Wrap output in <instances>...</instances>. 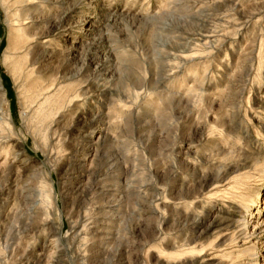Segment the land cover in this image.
<instances>
[{
    "label": "rangeland",
    "instance_id": "374dc122",
    "mask_svg": "<svg viewBox=\"0 0 264 264\" xmlns=\"http://www.w3.org/2000/svg\"><path fill=\"white\" fill-rule=\"evenodd\" d=\"M13 1L0 0V264H191L178 246L200 232L196 264H264V0H32L51 20L39 65L74 85L44 126L32 78L5 58ZM200 11L211 43L167 55L156 27Z\"/></svg>",
    "mask_w": 264,
    "mask_h": 264
},
{
    "label": "bare ground",
    "instance_id": "6f19581e",
    "mask_svg": "<svg viewBox=\"0 0 264 264\" xmlns=\"http://www.w3.org/2000/svg\"><path fill=\"white\" fill-rule=\"evenodd\" d=\"M4 6H7V9L9 10L12 7H15V1L13 0H1ZM78 1V0H77ZM199 1V0H198ZM208 2L207 0H201L200 3H206ZM22 3L23 8H18L15 9L13 19H10L11 23L10 24V40H9V45L5 53V58L6 62L9 63V65L12 68L13 75L16 79L17 82L20 80L23 81H28V79L32 78L28 84V89L27 92L29 94L27 102L30 104L38 101V107L36 109V112L38 114V117L41 118V125L44 126L52 117H54L55 114H58L57 110L61 109L62 106L65 104L67 101L66 99L70 97L71 91L74 88V85H61V83L65 82V76L63 77L62 81H59L56 75L50 71H47V68L44 69V67L41 64L40 61L38 60V53L39 49L41 46H44L45 44L48 45V43H51V40L48 37V28L49 24L51 23V20L47 18V15L42 17V19H39V16H37L38 13V7L37 5H32V0H19L17 2ZM199 3V4H200ZM43 8V7H42ZM200 11V13H197L196 15H186V16H176V15H168V14H162L160 18H164V20H170L166 19L167 16L173 17L171 21H173V24L171 22V25L174 27L167 28V24L162 23L160 26L156 27L155 31V37H162L163 39L165 38L168 40V44L163 46L166 49V54L169 55L168 50L170 51H178L180 52V58L181 57H186L189 59L192 56L187 55L186 53L190 52L193 49V45L199 44L202 41L208 42L210 39L213 37L212 32L210 30V24H209V15L210 14H203ZM166 13V12H165ZM9 14V13H8ZM39 15V14H38ZM208 15V17H207ZM254 17H256V13H253ZM166 16V17H165ZM51 17V16H50ZM49 17V18H50ZM158 19V18H157ZM30 20V21H26ZM69 20V19H68ZM147 20V19H146ZM150 20V19H149ZM26 21V22H25ZM178 25H176L174 22ZM1 22V18H0ZM53 22V21H52ZM68 22V21H67ZM15 26H18V28L14 29ZM65 28V27H64ZM63 30V29H61ZM0 32H1V27H0ZM162 32H167V33H179L177 36H172V37H167L165 34ZM221 34V33H220ZM52 36V35H51ZM13 39V40H12ZM158 43V42H157ZM205 43V44H207ZM46 45V46H47ZM203 45V44H202ZM235 48V47H234ZM49 49V48H48ZM165 51V50H164ZM25 53V54H24ZM24 54V55H23ZM44 57L52 55L53 57L56 55L54 51H49L46 50L44 53ZM55 54V55H54ZM59 54V52H57ZM191 54V53H190ZM19 55V56H18ZM52 57V59H53ZM29 59V63L26 64V66L23 64L22 60L23 59ZM10 60H14L12 64H10ZM51 61V60H50ZM52 63V62H51ZM48 64V63H47ZM127 70V69H126ZM129 70V69H128ZM127 70V71H128ZM125 70L122 69L121 72H124ZM119 73V72H118ZM115 74V73H114ZM120 75V74H119ZM156 75V74H155ZM28 77V78H27ZM95 78V77H94ZM198 81V80H197ZM123 83V82H122ZM25 84V83H24ZM58 86L61 85L59 88ZM22 86V85H21ZM56 89V90H55ZM61 89H66L65 93H62ZM100 90V89H99ZM140 90V89H139ZM23 91V90H22ZM76 91V90H75ZM93 91V90H92ZM138 91V90H137ZM130 92V91H129ZM135 92V91H134ZM80 93V92H79ZM78 93V94H79ZM92 93V92H91ZM102 93V92H101ZM77 94V92H76ZM75 94V95H76ZM79 96V95H76ZM41 98V99H40ZM78 98V97H76ZM26 99V98H25ZM69 99V98H68ZM75 98L70 99L71 102L74 101ZM6 101V93L4 90V87L1 82V77H0V109H1V104ZM21 102V101H20ZM70 102V103H71ZM75 106V105H74ZM26 109V108H25ZM32 112V111H31ZM62 112V111H61ZM1 113V112H0ZM96 114V113H95ZM25 115V114H24ZM30 116V114H29ZM34 116V115H32ZM100 116V115H99ZM25 117V116H24ZM37 117V116H36ZM93 117V116H92ZM95 117V115H94ZM102 117V116H101ZM105 117V116H104ZM11 117H8L5 122L9 125L11 123ZM25 119V118H24ZM37 119V118H35ZM101 119V118H100ZM28 120V119H27ZM26 121V120H25ZM93 121L94 119L87 120L82 123L83 128L85 133H83V137H90L93 138L94 135L98 134L96 129L93 127ZM4 123V122H3ZM27 123V122H26ZM57 123V122H56ZM59 123V122H58ZM99 124V123H98ZM101 124V123H100ZM28 125V124H27ZM33 125V124H32ZM53 122L47 125L46 127L48 129H53ZM8 127V126H7ZM13 127V126H12ZM11 127V128H12ZM55 127V126H54ZM10 128V127H9ZM35 129V128H33ZM43 129V128H42ZM55 129V128H54ZM98 129V128H97ZM34 132V131H32ZM37 132V131H36ZM40 132V131H39ZM53 133H57L56 130L53 131ZM102 133V132H101ZM34 134V133H33ZM40 135V134H39ZM53 135V134H52ZM43 137V136H42ZM100 137V136H99ZM35 139V138H34ZM105 139V138H104ZM99 140V139H98ZM37 141V140H36ZM44 141L43 143H45ZM55 143V142H54ZM94 143V142H93ZM77 144V143H76ZM38 145V144H36ZM101 145V144H100ZM42 146V145H40ZM45 150V151H44ZM46 149H43V152L47 157H49V160L53 159L52 161H59L63 157L55 155L53 153H50L48 156V153L46 152ZM71 153V152H69ZM76 155V154H75ZM53 157V158H51ZM73 154L71 153L70 156L64 157L63 164L68 165L70 164V161L72 160ZM28 159H23V162H27ZM256 164H259L261 161L257 160ZM249 165H247L244 168H247ZM231 167V166H230ZM231 169V168H230ZM229 169V170H230ZM20 171V170H19ZM30 173V172H29ZM221 176V175H220ZM229 176V175H228ZM226 177H224L225 179ZM220 179V178H219ZM212 180V179H211ZM214 180V179H213ZM217 184V183H216ZM35 185V184H34ZM205 190V189H204ZM40 194V193H39ZM42 205V204H41ZM49 208V207H48ZM55 209V208H53ZM43 211V210H42ZM52 212V211H51ZM45 214V213H44ZM48 214V213H47ZM50 214V213H49ZM46 215V214H45ZM49 219V218H48ZM43 220V219H42ZM40 220V221H42ZM78 221V220H77ZM76 221V222H77ZM44 224V222L42 221ZM78 223V222H77ZM239 223V222H238ZM244 224V225H243ZM49 225V224H48ZM215 225L221 230L224 231H230L231 230V238L234 239L236 236V231H232V224L228 220H213L210 225ZM234 225V224H233ZM243 229L242 231L244 233L248 232L249 227L246 225V223H242ZM52 226V225H51ZM239 227V226H238ZM237 227V228H238ZM212 228V227H211ZM125 229V228H124ZM199 229V227H198ZM246 231V232H245ZM241 232V231H240ZM210 233V232H209ZM239 234V232H237ZM253 233V232H252ZM203 232L199 233V237L195 238H190L187 239L186 243L183 245H179L178 247L183 249L185 253L188 254H198V260L195 262H191V264H196L199 261V257L205 258L206 256L210 255L209 250L204 245H201L202 248L198 249L200 246L195 245L198 241L199 238L202 237ZM247 234V233H246ZM59 236V235H58ZM47 238V237H46ZM184 241V240H183ZM236 241V240H235ZM234 241V243H235ZM45 242L49 245L54 244L56 248L60 247V244L58 243L59 240H52L49 241V239H45ZM56 243V244H55ZM231 243V242H230ZM237 243V242H236ZM228 244V243H227ZM210 245V244H209ZM229 245V244H228ZM237 245V244H236ZM192 246V247H191ZM209 247V246H208ZM220 248V247H219ZM50 249V248H49ZM61 249V248H60ZM216 251V253H222L225 249L219 250L216 249V247H212ZM59 250V249H58ZM213 250V251H214ZM253 250V249H252ZM60 251V250H59ZM250 251V250H249ZM38 252V251H37ZM57 252V251H55ZM42 253V252H41ZM34 254V253H33ZM32 254V255H33ZM53 254V253H52ZM55 254V253H54ZM225 254V253H224ZM228 254H233V253H227ZM39 255V254H38ZM49 255V254H48ZM56 255V254H55ZM214 255V254H212ZM196 256V255H195ZM217 256V255H216ZM215 256V257H216ZM37 263L41 264L44 261V257H41L40 255L37 256ZM48 260L52 257L48 256ZM214 257V258H215ZM220 258V257H219ZM60 259V258H59ZM57 260V259H56ZM172 264H180V261L178 259L172 260ZM190 263V262H189ZM188 263V264H189ZM49 264V263H48ZM51 264V263H50ZM182 264V263H181ZM187 264V263H184Z\"/></svg>",
    "mask_w": 264,
    "mask_h": 264
}]
</instances>
